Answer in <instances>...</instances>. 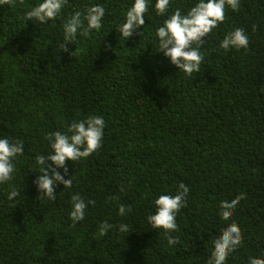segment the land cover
<instances>
[{"label": "trees", "instance_id": "16d2710c", "mask_svg": "<svg viewBox=\"0 0 264 264\" xmlns=\"http://www.w3.org/2000/svg\"><path fill=\"white\" fill-rule=\"evenodd\" d=\"M36 2L0 3V138L24 144L13 181L0 186V264H206L233 221L243 239L226 264L264 257V0L226 8L224 22L203 38L193 77L156 52L164 17L151 5L145 25L123 41L114 27L132 0H68L45 25L24 20ZM97 3L106 10L103 27L62 51L66 17ZM194 3L170 0L169 12ZM236 27L249 46L225 52L219 41ZM93 114L106 122L101 147L58 170L71 176V189L57 185L54 201L39 197L35 158L47 153L48 137ZM180 182L189 193L176 217L180 243L170 247L147 216L153 200ZM13 187L14 203L6 199ZM241 193L233 216L222 219L221 202ZM73 194L92 201L75 226ZM102 222L114 227L101 234ZM122 222L131 232L118 231Z\"/></svg>", "mask_w": 264, "mask_h": 264}, {"label": "clouds", "instance_id": "9594fccd", "mask_svg": "<svg viewBox=\"0 0 264 264\" xmlns=\"http://www.w3.org/2000/svg\"><path fill=\"white\" fill-rule=\"evenodd\" d=\"M3 0H0L2 3ZM68 0H37L23 13L24 20L45 25L57 20L67 6ZM151 5L157 17H164L162 24L155 28L157 53L166 57L169 63L185 76L193 77L201 70V46L203 38L222 24L225 20L226 8L235 11L240 6V0H195L191 8L181 11L180 8L169 12L170 0H132L123 14V21L116 24L115 32L123 41L130 38L137 29L145 25V14ZM105 7L99 3L88 5L83 12L77 10L67 16L63 25V38L59 47L68 52L67 44L73 42L78 36L86 37L94 31H99L105 21ZM143 31V30H142ZM141 31V32H142ZM141 32H137L140 35ZM249 36L242 27L228 31L218 47L225 52L230 49H247ZM70 55L73 52L69 53ZM106 122L104 116L90 115L82 119H73L68 124L66 131H56L48 137V151L46 154L37 155L35 165L39 174L34 184L39 197L48 201L56 199L55 188L62 185L63 190L71 189L73 180L67 179L60 171L65 169V162H76L95 153L102 144ZM24 155V144L19 140L3 135L0 138V186L7 187L14 179L16 162ZM189 187L183 182L176 186L174 194L158 195L152 202L153 211L147 216V221L152 229L159 230L168 246L180 243L174 233L178 232L176 220L180 210L186 206L185 198ZM20 193L13 187L7 191L6 199L12 201ZM244 199V194L237 195L234 199L221 202V218L228 220L239 202ZM92 201H85L79 194H73L70 200L68 218L71 224L85 219L86 209ZM128 209L120 204L117 215L125 217ZM114 225L102 222L99 226L101 234L112 229ZM120 233H129L127 223L115 225ZM242 233L236 222H230L214 240L213 250L206 264H226L229 254L242 244ZM247 264H264V257H249Z\"/></svg>", "mask_w": 264, "mask_h": 264}]
</instances>
